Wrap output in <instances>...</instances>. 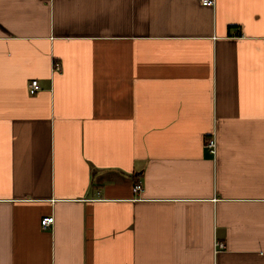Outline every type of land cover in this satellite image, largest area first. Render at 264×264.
Masks as SVG:
<instances>
[{
    "label": "crops",
    "instance_id": "obj_1",
    "mask_svg": "<svg viewBox=\"0 0 264 264\" xmlns=\"http://www.w3.org/2000/svg\"><path fill=\"white\" fill-rule=\"evenodd\" d=\"M0 264H264V0H0Z\"/></svg>",
    "mask_w": 264,
    "mask_h": 264
},
{
    "label": "built area",
    "instance_id": "obj_2",
    "mask_svg": "<svg viewBox=\"0 0 264 264\" xmlns=\"http://www.w3.org/2000/svg\"><path fill=\"white\" fill-rule=\"evenodd\" d=\"M200 4L202 6H211L214 4V0H199ZM28 94L29 95H34L35 93H37L40 90L39 84L37 81L35 80H31L28 83ZM209 150L210 153H213L214 147H215V142L214 140H211L207 146H206ZM136 190H139V186L135 188ZM53 217H45L40 221V225L43 229H47L48 227H50L53 224ZM223 245L220 243H216L215 248L216 249H222Z\"/></svg>",
    "mask_w": 264,
    "mask_h": 264
}]
</instances>
